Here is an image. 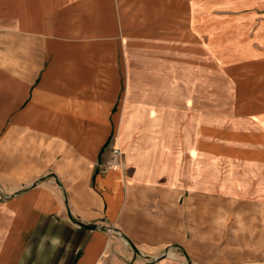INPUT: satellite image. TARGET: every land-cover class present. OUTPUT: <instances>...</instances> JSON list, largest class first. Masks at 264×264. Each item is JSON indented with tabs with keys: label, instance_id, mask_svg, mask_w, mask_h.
Listing matches in <instances>:
<instances>
[{
	"label": "crops",
	"instance_id": "1",
	"mask_svg": "<svg viewBox=\"0 0 264 264\" xmlns=\"http://www.w3.org/2000/svg\"><path fill=\"white\" fill-rule=\"evenodd\" d=\"M129 5L0 0V264H192L177 252L191 214L176 206L188 191L183 171L180 181L147 172L125 147L124 163L105 167L122 145L114 100ZM190 12L221 63L264 68V0H194ZM132 139L154 149L152 168H179L194 143L191 129ZM253 225L232 253L201 255L199 264H264V225Z\"/></svg>",
	"mask_w": 264,
	"mask_h": 264
},
{
	"label": "rangeland",
	"instance_id": "2",
	"mask_svg": "<svg viewBox=\"0 0 264 264\" xmlns=\"http://www.w3.org/2000/svg\"><path fill=\"white\" fill-rule=\"evenodd\" d=\"M192 1L130 0L114 100V115H123L115 135L122 145L111 153L121 154L113 169L124 163L125 147L128 161L141 158L147 172H168L180 181L183 171L188 191L176 206L191 214L182 216L188 244L177 252L199 264L201 255L212 260L232 253L240 236L253 233V224L264 225V68L221 63L197 36V24L188 22ZM160 129L192 130L190 158L179 168L171 163L152 168L146 157L154 149L138 150L130 141ZM110 162L112 157L105 167Z\"/></svg>",
	"mask_w": 264,
	"mask_h": 264
},
{
	"label": "built area",
	"instance_id": "3",
	"mask_svg": "<svg viewBox=\"0 0 264 264\" xmlns=\"http://www.w3.org/2000/svg\"><path fill=\"white\" fill-rule=\"evenodd\" d=\"M121 156L120 151L118 149H113L112 151V162L106 165L107 169H113L115 165H118L119 157Z\"/></svg>",
	"mask_w": 264,
	"mask_h": 264
},
{
	"label": "water",
	"instance_id": "4",
	"mask_svg": "<svg viewBox=\"0 0 264 264\" xmlns=\"http://www.w3.org/2000/svg\"><path fill=\"white\" fill-rule=\"evenodd\" d=\"M88 229H94L93 226H86Z\"/></svg>",
	"mask_w": 264,
	"mask_h": 264
},
{
	"label": "bare ground",
	"instance_id": "5",
	"mask_svg": "<svg viewBox=\"0 0 264 264\" xmlns=\"http://www.w3.org/2000/svg\"><path fill=\"white\" fill-rule=\"evenodd\" d=\"M116 147H118L117 145H116ZM119 148V147H118ZM112 169H110L109 171H111Z\"/></svg>",
	"mask_w": 264,
	"mask_h": 264
}]
</instances>
